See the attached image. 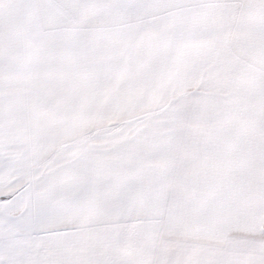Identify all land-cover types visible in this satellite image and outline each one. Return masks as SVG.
Masks as SVG:
<instances>
[{"label":"snow or ice","instance_id":"snow-or-ice-1","mask_svg":"<svg viewBox=\"0 0 264 264\" xmlns=\"http://www.w3.org/2000/svg\"><path fill=\"white\" fill-rule=\"evenodd\" d=\"M0 264H264V0H0Z\"/></svg>","mask_w":264,"mask_h":264}]
</instances>
